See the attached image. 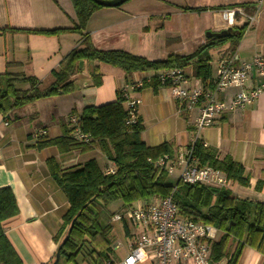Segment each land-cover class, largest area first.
Here are the masks:
<instances>
[{
	"label": "crops",
	"instance_id": "crops-1",
	"mask_svg": "<svg viewBox=\"0 0 264 264\" xmlns=\"http://www.w3.org/2000/svg\"><path fill=\"white\" fill-rule=\"evenodd\" d=\"M233 6H245L243 8L248 14H256L255 22L249 26L236 50L237 58L241 61L257 55L264 57V0H132L118 8L96 11L87 30L98 50H121L150 61H160L170 54L185 55L188 52L184 48V36L190 33V29L185 28L184 18L188 19V27L190 22H195L200 39L205 36L206 40L208 32L229 28L222 20L221 10L185 13L181 8ZM76 22L71 0H0V90L5 88L6 78L3 75L6 73L36 77L41 81V89L47 88L54 81L52 73L59 69L62 60L81 41V37L73 33L44 36L3 30L66 29L73 28ZM244 24L242 21L240 26ZM204 42L201 41L200 45ZM228 47L225 45L216 49L218 58L215 68L211 63L212 77ZM95 65L103 77L100 87L93 86L90 77L92 65L85 61L83 70L74 77L76 87L71 94L39 100L13 110L7 117L0 115V189L10 188L13 191L19 209V214L4 221L2 227L23 264H46L52 260L59 247L55 237L69 209L65 194L49 174L47 160L55 158L62 169H67L90 159L99 163L101 154L104 156L96 147L88 153L78 150L60 154L55 147L39 151L35 148L37 141L34 135L42 130L46 132L45 136L58 138L63 134L61 123L72 129L70 118L73 111L79 115L87 106L113 102L117 99L118 90L136 81L150 82L147 80L148 72L135 73L127 80L124 72L117 68L102 63ZM105 70L113 74L108 87ZM118 76L121 78L117 82L114 79ZM20 85L25 86L24 90L29 88V85ZM198 85H201L199 80L190 79L191 87ZM253 85V82L249 83L250 87ZM237 92L230 89L219 98L230 101ZM130 95L140 99V105L145 102L155 106L160 113H170L165 132L159 137L149 138L153 142L149 143L145 137L146 113L138 106L144 126L142 140L147 146L171 142L178 150L187 148L194 139L196 110L179 115L167 87L159 86L156 91L153 87H144L131 91ZM199 139L206 146L216 148L220 158L231 156L244 166L250 179L249 186L231 182L227 189L238 198L264 203V94L245 109L220 116L213 126L200 132ZM103 169L115 170V166L111 162V166L105 165ZM259 182L263 183L261 190L256 189ZM111 221L120 223L123 233L122 243L113 245L115 250H124L121 257L116 261L113 259V264H120L129 253L133 235H141L143 229H134L113 219V216ZM112 222L105 224H110L114 230ZM235 247L233 243V250ZM149 255L145 252L138 264H156ZM79 264L89 263L81 261ZM239 264H264V257L246 248Z\"/></svg>",
	"mask_w": 264,
	"mask_h": 264
},
{
	"label": "trees",
	"instance_id": "trees-1",
	"mask_svg": "<svg viewBox=\"0 0 264 264\" xmlns=\"http://www.w3.org/2000/svg\"><path fill=\"white\" fill-rule=\"evenodd\" d=\"M132 0H129L130 2ZM127 2V3H128ZM77 22L73 28L53 30H3L57 36L65 33L78 34L79 45L61 62L57 71L52 73L53 83L41 89V81L36 77H27L22 73L9 74L5 88L0 90V115L7 117L13 110L23 108L39 100L71 94L76 87L74 77L81 72L80 62L92 65L90 77L95 87L103 82L102 74L95 63L107 64L124 72L128 80L135 73L150 71L191 68L194 76L204 86H209L212 78L211 51L228 45L225 55H234L248 29V25L237 26L240 34L229 38H206L205 42L192 53L186 55L170 54L166 59L150 61L131 53L98 50L92 43L87 25L92 15L104 8L93 0H71ZM245 7V6H233ZM232 8V7H228ZM226 8H190L181 10L185 13H203ZM10 65V64H9ZM29 85L20 89L18 85ZM161 86L156 80L145 82L144 87H153L156 91ZM126 100L121 90L117 99L100 106H87L81 114L76 111L71 116L79 117V127L90 138L89 143L77 141L72 136V129L61 123L63 134L58 138L40 136L36 138L35 148L39 151L55 147L60 154L80 150L88 153L98 147L106 159L115 166L113 173H107L96 159H90L82 165L62 169L55 158L46 162L50 176L65 194L69 209L62 218V227L55 237L59 247L63 242L58 264H113L115 252L110 224H103L99 214L93 211L96 205L107 209L115 202H122L123 208L139 200L152 197L167 198L172 196L180 216L195 223L215 227L219 236L211 245V264L226 261L225 264H239L246 248H250L264 257V203L238 198L229 189H216L202 185L183 183L178 177L169 182V174L157 166L164 157L174 158L178 152L174 143L165 142L155 147L147 146L142 140L143 121L137 116L135 124H127ZM187 149L199 168L211 167L227 176L232 183L249 186V176L245 168L231 156L220 158L219 151L205 146L200 139L190 143ZM262 182L256 186L262 189ZM19 209L13 191L0 189V264H23L19 254L4 233L2 223L16 217ZM116 213L112 216L114 217ZM73 226V227H72ZM69 235L68 240H66ZM231 243L236 245L229 253ZM58 247V248H59ZM58 252V250H57ZM56 255L49 263L54 264Z\"/></svg>",
	"mask_w": 264,
	"mask_h": 264
},
{
	"label": "built area",
	"instance_id": "built-area-1",
	"mask_svg": "<svg viewBox=\"0 0 264 264\" xmlns=\"http://www.w3.org/2000/svg\"><path fill=\"white\" fill-rule=\"evenodd\" d=\"M221 17L228 27L235 28L244 21L249 28L255 22L256 14H248L243 7H232L221 10ZM148 73V81L156 80L162 87L170 89L179 114L197 111L192 143L199 139L200 132L213 126L220 116L243 110L264 94V57L259 55L241 61L236 54L225 55L218 62L215 76L208 87L203 84L191 87L190 79L183 69ZM250 82L254 84L252 87L249 86ZM143 86V81H136L121 90L126 100L129 125L137 122L141 103L140 99L132 98L130 92L140 90ZM230 89L238 90L230 101L219 98ZM70 124L72 136L77 141L90 142L89 136L80 130L78 116H71ZM45 135L46 132L41 130L34 138ZM157 166L169 175H176L177 170L178 179L190 185L227 189L231 184L222 172L211 167H197L192 152L187 148L178 150L174 158L164 157L157 162ZM113 172L109 170L107 173ZM113 219L134 229H143L141 235H133L129 253L120 264H138L145 252L150 253L149 258L156 264H211V245L217 239L218 230L210 225L183 219L172 196L139 200L129 206L125 214L115 215Z\"/></svg>",
	"mask_w": 264,
	"mask_h": 264
},
{
	"label": "rangeland",
	"instance_id": "rangeland-1",
	"mask_svg": "<svg viewBox=\"0 0 264 264\" xmlns=\"http://www.w3.org/2000/svg\"><path fill=\"white\" fill-rule=\"evenodd\" d=\"M183 23L185 25V28L190 29V33H189L190 38L187 39V36L189 34L184 36V48H187V49H185V51H188L186 54H190L194 51V49H196L200 45L201 41H203V40L205 41V36H202V38L200 39V35L197 34L196 24L194 21L190 22L189 27H188V19L187 18L183 19ZM87 32H88V30H87ZM197 35H199V37ZM166 58H164V59H166ZM217 58H218V53L216 50H214L213 51V60H212V65L214 68L216 66ZM118 70H120V69H118ZM185 72H186L187 76L189 77V79H196L191 68H188V70H185ZM105 75L107 77L106 87H108L109 84L112 82V80L110 78H112L111 76H113V74L105 70ZM120 78L121 77L118 76L117 79H114V80H116L118 82L120 80ZM114 80H113V82L115 83ZM3 87H4V82H3ZM24 87L25 86H22V85L19 86L20 89H23ZM125 106H126V104H125ZM140 108L142 109V111H145V113H146L145 114L146 115V134H145V137L148 139L149 143H153V142H151V140H149V138L159 137L165 132L164 128L170 122L169 121L170 120V118H169L170 113H168V114L166 112L160 113L155 108V106L147 105V104H145V102L140 105ZM179 115H182V114H179ZM194 136H195V132H194ZM96 148H98V147L96 146ZM101 157H102V159H101ZM101 157H99V163L101 164L102 167H104L105 165L111 166V162L109 163V161L106 159L105 156H103L101 154ZM86 159H89V158L86 157ZM177 174H178V171L176 170V175ZM176 175H169V182L170 183L175 182V180L177 179ZM127 208L128 207L123 208V203L119 201V202L113 203L107 209H104L101 206L96 205L93 207V211H95L96 213L99 214L100 221L104 224V223L112 222L111 218H112V215L114 213H116V215L125 214ZM112 224L114 226V230L112 231V234H111V241L113 242V245L118 243V242L122 243L123 233H122V230L120 227V223L112 222ZM232 251H233V243L230 244L228 252L231 253ZM123 254H124V250H115V252L112 254V257H113L114 261H116Z\"/></svg>",
	"mask_w": 264,
	"mask_h": 264
},
{
	"label": "water",
	"instance_id": "water-1",
	"mask_svg": "<svg viewBox=\"0 0 264 264\" xmlns=\"http://www.w3.org/2000/svg\"><path fill=\"white\" fill-rule=\"evenodd\" d=\"M93 1L97 5L102 6L104 8H118V7H121L124 4H126L129 0H93ZM239 34H240L239 30H236L232 27H229V28L222 30L220 32H208L206 34V37L207 38H211V37L229 38V37L238 36ZM79 67L81 70H83L84 62H80ZM68 238H69V235L67 236L66 240H68ZM64 244H65V242H63L61 244V246L58 248V252H57L56 260H55L54 264H58L60 262V259H61L60 251H61Z\"/></svg>",
	"mask_w": 264,
	"mask_h": 264
}]
</instances>
